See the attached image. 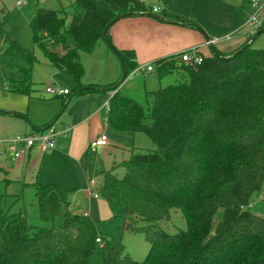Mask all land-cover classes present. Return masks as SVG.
I'll return each mask as SVG.
<instances>
[{"label":"trees","instance_id":"trees-1","mask_svg":"<svg viewBox=\"0 0 264 264\" xmlns=\"http://www.w3.org/2000/svg\"><path fill=\"white\" fill-rule=\"evenodd\" d=\"M151 11L143 0H74L57 10L38 8L29 24L52 66L73 79L75 95L115 91L110 128L145 134L156 145L147 153L133 149L110 169L97 150L89 148L85 155L89 178L103 179L97 195L122 208L123 229L146 237L148 255L142 262L132 259L122 242L100 234L96 222L73 214L71 191L57 185H32L45 226L32 225L22 209L15 211L21 197L8 193L11 182L5 179L0 264H94L95 255L98 264H264V216L250 210L264 190V49L246 44L229 54L216 51L196 66L180 62V55L159 59L153 71L158 78H176L146 91L140 103L120 88L139 67L136 54L116 49L109 31L121 19ZM160 16L199 28L167 8ZM107 28L108 46L123 62L126 77L109 87L83 86L80 54L93 53ZM0 43V56L25 64L12 65L23 74L12 92L30 95L36 56L1 26ZM176 210L186 229L172 234L168 227Z\"/></svg>","mask_w":264,"mask_h":264},{"label":"crops","instance_id":"crops-1","mask_svg":"<svg viewBox=\"0 0 264 264\" xmlns=\"http://www.w3.org/2000/svg\"><path fill=\"white\" fill-rule=\"evenodd\" d=\"M154 7L163 9L165 4ZM243 8L247 12H242L245 15L240 16L239 23L234 24V20H230L231 17H228L227 20L220 21L222 22L221 30H216L214 26H206L205 28L199 26L197 29L186 26L180 27V25L170 21H161L153 16L143 14L119 20L110 28L109 34L111 42L116 49L133 50L135 52L139 67L134 71V74L137 75L141 72H147L146 69L150 63L154 64L159 59L180 55L182 52L179 51L183 48L184 52L193 47H199L202 56L211 57L216 51L229 54L243 45H253L254 38L251 37L252 34L249 31L250 35L238 32L241 28H246L245 24L250 11L247 1L243 4ZM231 22L233 23L232 26ZM147 25L150 28L167 27L173 29L177 31L180 39L172 41L167 47L157 44V40H154L155 44H151L145 39L148 31ZM263 32L264 30H262ZM211 39L216 40V43L213 46H207L206 43ZM57 52L60 55H64L61 49H57ZM165 55L170 56L163 57ZM46 61L45 63H39L45 70L44 81H61L66 73L53 67L49 60ZM80 61L85 71L82 78L83 86L109 87L117 85L122 79L121 77L124 73L122 62L116 52L109 48L106 41H101L91 54L81 53ZM17 66L20 67V65ZM36 70V66H34L32 71L33 85L38 81ZM22 80L13 86H19ZM55 87L69 89L57 84H55ZM44 94L53 96L47 92ZM44 94L41 92L37 93L34 89L30 95L18 94L23 96L22 106L12 107V110H8L9 114L0 113V125H3L0 127V137H2L0 141L9 140L20 135H33L44 131L49 126H54L59 133L56 148L47 153L33 150L23 158L16 160L10 157L5 148V153L8 155L6 159L11 163L7 164L3 160L0 161V172L6 176L3 180L7 179L11 183L16 184L22 183L25 188H32L35 183L44 184L42 182L48 181L47 183L49 184L57 185L61 188L64 187L63 189L68 188L66 190L69 191H76L78 187H89L87 182L93 184L96 179H99L91 180L89 178L85 162L86 152L95 138L102 134L108 136V146L97 150L98 153L102 150L101 158L105 165V155L111 154L108 152L115 150V153H121L123 159H126L125 155H130L135 149L129 145L133 143L136 134L125 135L116 133L108 124L109 91L75 95L74 90H70L69 95L53 96L56 100H48ZM44 166L46 168L45 178L40 176L41 169ZM11 195L19 196L17 194ZM96 195V193H90L88 202L91 203V206L82 215L97 223L101 220L100 217L106 219L107 216L99 214L102 207L92 206L93 201L101 198L100 196L96 197ZM102 200L105 202L104 207L108 206V202L104 199ZM74 201L72 196L70 210L73 214H76L74 209L78 207V204L76 203L77 201Z\"/></svg>","mask_w":264,"mask_h":264},{"label":"rangeland","instance_id":"rangeland-1","mask_svg":"<svg viewBox=\"0 0 264 264\" xmlns=\"http://www.w3.org/2000/svg\"><path fill=\"white\" fill-rule=\"evenodd\" d=\"M21 1L22 5L18 6L17 0H0V2L2 3V5H0V26L7 34H9L11 37L16 38L23 47H25L36 56L37 64L35 66L37 69L36 75L38 76V81H36L35 85H33V89L36 90L37 93L41 92L42 94H44L46 93L45 90L47 89V87L54 88L55 84H57L63 87H67L70 90H74V81L68 74H65L61 81H44L45 70L42 65H39V63H45L48 59L46 58L42 47L35 42L33 31L29 26L30 21L35 16L38 8L57 10L62 7H69L74 0ZM167 1L168 0H145V3L151 8H153L154 6H163L165 4V7L163 9L167 8L170 10V12H175L176 14L186 19L192 20L201 28H205L206 26H214L216 30H221V20L224 21L227 20L228 17H231L230 20H234V24L239 23L240 16L245 15L244 13L247 12L246 9L243 8L244 2L242 0H170L168 4ZM2 11H4V13ZM242 12L244 13L242 14ZM232 25L233 23L231 22V26ZM146 28L148 29V31L145 39H147V41L151 44H155L156 42H154V40H157V44L161 45L162 47H167L172 43V41L180 39L177 31L167 27L150 28L147 25ZM238 32H240L241 34L247 33L248 35H250L247 28H241L240 30H238ZM251 37L254 38L252 45L254 49H264V32L260 35H258V32H256ZM255 38L257 39L255 40ZM183 50L184 48L180 49L179 52H183ZM166 56L170 55H165L163 57ZM16 64L20 65V67L25 66V64L20 60H11L7 56H0V113L5 112L6 114H9L8 110H12V107L22 106L23 96L18 95L11 90L12 87H14L13 85L23 79V74L21 73V71L12 66ZM149 65L154 67L153 63H150ZM134 73L135 72L131 73L128 76V78L123 82L120 88L124 94L140 103H143L145 101L146 91H155L162 87H166L172 84L176 78V75L174 74L160 80L155 72H141L137 75ZM44 95L48 100H56L53 96H48L46 94ZM2 126L3 125H0V127ZM120 134L129 135L126 133ZM1 139L2 137H0V140ZM129 146L136 148L140 153H147L157 149L152 140L142 133L136 134L133 143ZM5 148V144L1 142L0 161L3 160L8 164L11 162L6 159L8 155L7 153H5ZM101 152L102 150L99 151L100 157H102ZM108 153L111 154H107L104 157L106 162V169H110L115 161L123 160L121 153L117 154L115 153V150ZM126 155L125 158L129 156ZM45 171L46 168L44 166L41 169V177L43 176L45 178ZM65 174L67 175V173ZM5 177V174L0 172V181ZM47 182L42 183L49 184ZM102 182L103 179L99 177V179H96L93 184H89V182H87L89 187H78V190L76 191L71 190L70 197L73 196L75 200L74 202L77 201L76 203L78 204V207L74 209V212L76 214L82 215L87 209H89V207L91 206V203L88 202L89 195L91 192L97 194V188L102 184ZM9 194H17L21 197V201L15 207V211L22 209L32 225L38 227L45 226V223L40 219L39 216L37 199L33 188H25L22 183H11ZM104 205L105 202L101 198L92 202L93 207H102L99 211V214L101 216H107L106 219H102L103 217H100V219L103 221L100 220L97 222L100 234L103 236H107L117 242H122L126 246V251L132 257V259L138 262H142L150 251V242L141 233L133 234L123 229L125 220L123 218L122 208L110 203H108V206L106 207H104ZM104 209L108 210L105 211ZM250 210L258 215L264 216V190L260 195L254 196L251 202ZM220 217L221 212L218 214V219ZM185 229L186 221L184 215L180 210H176L172 215V222L169 224L168 231L174 234L179 230ZM92 261L94 264H98L99 257L95 255Z\"/></svg>","mask_w":264,"mask_h":264},{"label":"built area","instance_id":"built-area-1","mask_svg":"<svg viewBox=\"0 0 264 264\" xmlns=\"http://www.w3.org/2000/svg\"><path fill=\"white\" fill-rule=\"evenodd\" d=\"M145 0H143L144 2ZM249 6V17L245 24V27L248 29L249 33L252 35L256 32L264 30V0H247ZM0 5L2 3L0 2ZM17 5L21 6L22 1L17 0ZM162 8L153 7L151 13L159 14L161 13ZM216 43V40L211 39L206 43L207 46H213ZM204 61V56L200 53L199 47H193L188 49L180 54V62L186 63L189 65H201ZM147 72H153L154 67L149 65L146 69ZM46 92L53 96L69 95V89H62L58 87H47ZM115 91L109 92V97H113ZM109 110V105H108ZM59 133L56 131L54 126L47 127L44 131L35 133L33 135H20L13 137L9 140L0 141L6 145V150L10 157L14 160L23 158L24 156L31 153L33 150H36L41 153H47L56 148L57 136ZM109 139L108 136L102 134L95 138L91 144L90 148L92 150H98L108 146ZM98 195H96L97 197ZM97 243L102 244L101 239H97Z\"/></svg>","mask_w":264,"mask_h":264},{"label":"water","instance_id":"water-1","mask_svg":"<svg viewBox=\"0 0 264 264\" xmlns=\"http://www.w3.org/2000/svg\"><path fill=\"white\" fill-rule=\"evenodd\" d=\"M2 12L4 13V11H2ZM147 15L153 16V17H155L158 20L162 19V16H160V15H156V14H152V13H147ZM107 33H108V28L106 29V31L104 33V39H105L106 43L108 44L109 43V39H108ZM260 34H262V31L258 33V35H260ZM122 65H123V62H122ZM123 67H124V65H123ZM125 77H126V72H124L123 77H122L120 82H122L125 79Z\"/></svg>","mask_w":264,"mask_h":264}]
</instances>
